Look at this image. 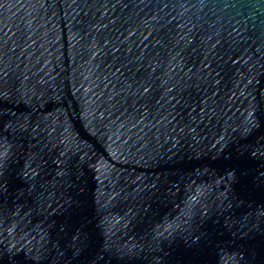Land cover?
<instances>
[{
  "label": "water",
  "instance_id": "95a60500",
  "mask_svg": "<svg viewBox=\"0 0 264 264\" xmlns=\"http://www.w3.org/2000/svg\"><path fill=\"white\" fill-rule=\"evenodd\" d=\"M0 264H264V0H0Z\"/></svg>",
  "mask_w": 264,
  "mask_h": 264
}]
</instances>
